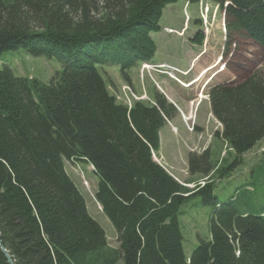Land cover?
Returning <instances> with one entry per match:
<instances>
[{
    "label": "trees",
    "instance_id": "obj_1",
    "mask_svg": "<svg viewBox=\"0 0 264 264\" xmlns=\"http://www.w3.org/2000/svg\"><path fill=\"white\" fill-rule=\"evenodd\" d=\"M177 1L0 0V53L23 46L60 63L47 83L0 69V264H10L5 253L12 264H264V207L245 196L221 202L211 177L229 174L264 138V64L242 81L209 86L235 159L224 168L208 149L190 153V175L208 176L192 189L152 156L175 107L159 92L151 104L118 103L99 71L117 65L124 77L151 61V33ZM211 1L225 14L226 38L243 32L264 49V0ZM202 39L198 30L193 41ZM65 159L93 167L117 248L88 213ZM192 196L212 211L209 238L186 258L178 214Z\"/></svg>",
    "mask_w": 264,
    "mask_h": 264
},
{
    "label": "rangeland",
    "instance_id": "obj_2",
    "mask_svg": "<svg viewBox=\"0 0 264 264\" xmlns=\"http://www.w3.org/2000/svg\"><path fill=\"white\" fill-rule=\"evenodd\" d=\"M159 26L160 31L151 33L156 44L151 61L130 69L124 77L117 65H106L99 71L109 93L115 96L118 103L128 107L135 101L153 103L154 92H159L175 107V115L166 119L160 128L159 150L152 156L179 184L192 189L198 184L202 185L208 176L201 178L199 175H190V153L201 154L208 149L214 163H221L224 168L235 159L233 150L221 136V123L211 112L207 94L209 86L239 82L262 70L264 49L243 32L231 33L226 38L225 14L211 0H178L170 3L162 11ZM198 30L203 33L201 44L193 41ZM191 55H197L201 60L188 77H183L184 73L181 74L180 70L185 72L184 69L189 67ZM163 60L170 63L163 64L166 66L162 72L169 76H173V71L176 74V80H173L163 73L171 79L169 82L175 89L173 92L155 77L157 72L154 67L157 63L154 62ZM4 65L15 76L34 78L43 83H47L60 69L56 56L32 55L23 46L1 52L0 69ZM200 75L199 84L184 86ZM263 155L264 138L243 153V162L229 174L222 177H219L221 173L211 175L213 194L221 202H226L234 195L237 198L245 196L248 198L245 204L264 207ZM259 162L260 170H253ZM64 167L84 197L88 213L103 228L108 246L117 248L116 230L95 199L98 178L93 167L83 161L66 159ZM247 182L250 188L240 190L242 184ZM211 211L212 207L203 203L199 196H192L180 205L178 220L186 258H189L200 239L209 238Z\"/></svg>",
    "mask_w": 264,
    "mask_h": 264
},
{
    "label": "crops",
    "instance_id": "obj_3",
    "mask_svg": "<svg viewBox=\"0 0 264 264\" xmlns=\"http://www.w3.org/2000/svg\"><path fill=\"white\" fill-rule=\"evenodd\" d=\"M200 60H201V58L200 57H197V55H191L189 57V63L187 65V66H189V67H187V69L189 70V72L187 74V77L192 73V71H194V69H196V66L200 62ZM161 62L170 63L169 61H165V60L160 61V62H154V63H161ZM187 69H184V70H187ZM155 77L159 81L164 82L166 84L165 85V88H167V90H171L172 92H173V90H175L173 88V86L171 85V82H169V80H171L170 78L166 77L165 75H163L161 73H155ZM200 80H201V76L198 79H196L193 84H195V85L199 84ZM201 86H202V84H201Z\"/></svg>",
    "mask_w": 264,
    "mask_h": 264
},
{
    "label": "bare ground",
    "instance_id": "obj_4",
    "mask_svg": "<svg viewBox=\"0 0 264 264\" xmlns=\"http://www.w3.org/2000/svg\"><path fill=\"white\" fill-rule=\"evenodd\" d=\"M170 30H171V29H168V31H170ZM171 32H172V31H171ZM145 63H147V62H145ZM148 65H149V64H148ZM166 65H167V64H166ZM166 65H163V64H162V65L159 66V68H164ZM170 70H171V69H170ZM128 93H129V92H128ZM138 100H139V99H138ZM150 104H151V103H150ZM184 118H185V117H184ZM253 145H254V144H253ZM263 156H264V155H263ZM242 157H243V156H242ZM263 158H264V157H263ZM262 161H263V160H262ZM261 163H262V162H261ZM222 166H223V165H222ZM255 167H256V166H255ZM255 167H254V168H255ZM219 169H220V168H219ZM216 170H217V169H216ZM200 176H202V175H200ZM188 178H189V177H188ZM194 179H196V178H194ZM207 180H208V179H207ZM242 185H243V184H242ZM249 192H250V191H249ZM256 201H257V200H256ZM248 204H249V203H248Z\"/></svg>",
    "mask_w": 264,
    "mask_h": 264
},
{
    "label": "water",
    "instance_id": "obj_5",
    "mask_svg": "<svg viewBox=\"0 0 264 264\" xmlns=\"http://www.w3.org/2000/svg\"><path fill=\"white\" fill-rule=\"evenodd\" d=\"M2 250L4 251V249H2ZM4 252H5V251H4ZM5 255H6V257H7L8 261H9V263L12 264L11 261H10V259H9V257H8V255H7L6 253H5Z\"/></svg>",
    "mask_w": 264,
    "mask_h": 264
}]
</instances>
